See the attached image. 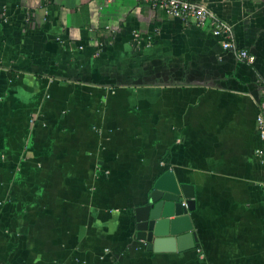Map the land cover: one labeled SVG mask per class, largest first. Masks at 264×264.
Instances as JSON below:
<instances>
[{"label":"crops","instance_id":"1","mask_svg":"<svg viewBox=\"0 0 264 264\" xmlns=\"http://www.w3.org/2000/svg\"><path fill=\"white\" fill-rule=\"evenodd\" d=\"M197 1L253 62L137 0H0V264H264V0ZM166 170L197 247L135 237Z\"/></svg>","mask_w":264,"mask_h":264},{"label":"water","instance_id":"2","mask_svg":"<svg viewBox=\"0 0 264 264\" xmlns=\"http://www.w3.org/2000/svg\"><path fill=\"white\" fill-rule=\"evenodd\" d=\"M188 186L166 170L153 182L145 203L135 208V237L147 243V250L159 251L163 246L170 250V241H175L178 250L199 245L188 214L195 208Z\"/></svg>","mask_w":264,"mask_h":264},{"label":"built area","instance_id":"3","mask_svg":"<svg viewBox=\"0 0 264 264\" xmlns=\"http://www.w3.org/2000/svg\"><path fill=\"white\" fill-rule=\"evenodd\" d=\"M149 8L160 10L169 17H176L186 25L207 31L218 39L224 50L235 51L240 60L253 62L255 56L245 48H238L231 25L216 16L202 1L197 0H137ZM260 100L256 117L259 136L264 140V73L257 78ZM264 193V185H263Z\"/></svg>","mask_w":264,"mask_h":264}]
</instances>
